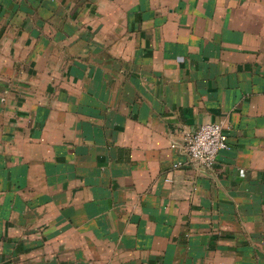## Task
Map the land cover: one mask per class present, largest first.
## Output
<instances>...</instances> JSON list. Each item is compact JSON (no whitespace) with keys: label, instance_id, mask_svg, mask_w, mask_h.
Segmentation results:
<instances>
[{"label":"crops","instance_id":"0c3cea01","mask_svg":"<svg viewBox=\"0 0 264 264\" xmlns=\"http://www.w3.org/2000/svg\"><path fill=\"white\" fill-rule=\"evenodd\" d=\"M6 27L45 47L0 41V264H264V0H0ZM208 122L230 147L173 168Z\"/></svg>","mask_w":264,"mask_h":264},{"label":"built area","instance_id":"2783aa9c","mask_svg":"<svg viewBox=\"0 0 264 264\" xmlns=\"http://www.w3.org/2000/svg\"><path fill=\"white\" fill-rule=\"evenodd\" d=\"M224 129V125L217 122L200 125L187 137L185 143L179 146L183 157L173 163V168L198 164L213 167L219 154L230 147ZM166 180L170 181L171 179L167 178Z\"/></svg>","mask_w":264,"mask_h":264},{"label":"rangeland","instance_id":"374dc122","mask_svg":"<svg viewBox=\"0 0 264 264\" xmlns=\"http://www.w3.org/2000/svg\"><path fill=\"white\" fill-rule=\"evenodd\" d=\"M89 32V30H87ZM42 29L41 28H25V27H18V28H12V27H6V28H2L1 32H0V41H2L3 39H7V40H11L13 38H17L20 43H17L16 49L18 50H22L25 51L24 47H29V52H33L32 54H34L35 57H37L36 55H39L40 53H42L44 51V47L45 44L42 43ZM88 35V33L86 34ZM30 40H33L34 38L36 39V44L33 46L32 44L27 45V42ZM39 39V40H37ZM1 44V43H0ZM10 44H3L0 45V50L2 48V50L5 53H10V52H6V50L9 51L10 49Z\"/></svg>","mask_w":264,"mask_h":264}]
</instances>
